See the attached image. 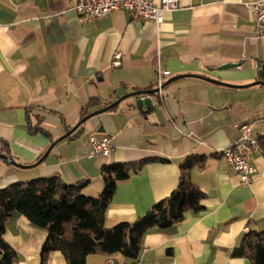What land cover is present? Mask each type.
I'll return each instance as SVG.
<instances>
[{
    "label": "crops",
    "instance_id": "0c3cea01",
    "mask_svg": "<svg viewBox=\"0 0 264 264\" xmlns=\"http://www.w3.org/2000/svg\"><path fill=\"white\" fill-rule=\"evenodd\" d=\"M255 1L180 0L157 24L122 10L80 22L69 0H0V152L6 142L8 155L28 166L0 158V189L59 175L68 184L85 181L82 193L97 197L105 165L165 159L118 181L104 222L112 228L168 198L178 186L181 161L202 154L205 167L191 170L205 193L202 210L149 229L139 262L253 264L232 251L250 229L264 230V153L251 154L256 173L241 185L219 152L240 138L241 123L252 124L254 137L264 136V84H254L264 81V38L256 36L250 8ZM116 50L121 64L112 67ZM158 67L170 76L150 111H141L131 96L59 139L84 108L90 114L135 90L156 88ZM175 76L183 77L170 81ZM28 108L33 124L40 119L49 135L30 132ZM92 134L112 136L109 156H90ZM47 235L20 213L6 221L4 239L18 264H67L61 251L42 256ZM110 258L129 261L94 253L86 264H110Z\"/></svg>",
    "mask_w": 264,
    "mask_h": 264
},
{
    "label": "trees",
    "instance_id": "16d2710c",
    "mask_svg": "<svg viewBox=\"0 0 264 264\" xmlns=\"http://www.w3.org/2000/svg\"><path fill=\"white\" fill-rule=\"evenodd\" d=\"M87 109L82 110L81 119L88 114ZM39 122L40 119L33 124L28 108L30 132L49 135ZM3 144L6 150L0 153L8 155V144ZM259 145L264 153V136L259 138ZM206 159L202 154L187 155L180 163L178 186L168 198L156 203L135 221H123L112 228H107L104 222L118 181L127 179L146 163L165 159L146 158L105 165L102 169L105 186L97 197L82 193L85 181L68 184L59 175L16 182L0 189V264H18L16 250L4 239L6 221L13 213L26 216L33 225L47 231L42 249L44 258L61 251L67 264H86L88 255L94 253L121 254L129 261L138 259L142 238L149 229L169 227L181 221L187 211L202 210L205 193L192 181L191 170L204 168ZM232 255L247 258L253 264H264V230L250 229L244 233Z\"/></svg>",
    "mask_w": 264,
    "mask_h": 264
},
{
    "label": "built area",
    "instance_id": "2783aa9c",
    "mask_svg": "<svg viewBox=\"0 0 264 264\" xmlns=\"http://www.w3.org/2000/svg\"><path fill=\"white\" fill-rule=\"evenodd\" d=\"M72 8L76 10L80 22L99 19L113 11H124L134 20H147L157 24L161 23L167 12L180 7V0H69ZM250 8L256 17V36L264 38V0H258L250 4ZM122 53L116 50L111 62L112 67L121 64ZM170 76V72L158 67L156 88L158 95H162L163 88ZM241 136L221 153L228 161L231 170L240 177L241 185H249L256 173V168L250 162L253 152L260 150L259 139L251 134L252 124L241 123L239 125ZM112 136H98L92 134L89 137L90 156H109L112 151ZM110 264H119L112 258ZM122 264H140L139 259L127 261Z\"/></svg>",
    "mask_w": 264,
    "mask_h": 264
},
{
    "label": "water",
    "instance_id": "95a60500",
    "mask_svg": "<svg viewBox=\"0 0 264 264\" xmlns=\"http://www.w3.org/2000/svg\"><path fill=\"white\" fill-rule=\"evenodd\" d=\"M231 66L232 65H230V64H225L223 66V68H228V67H231ZM182 77L183 76H175L170 81H173V80H176V79H179V78H182ZM204 79H206V80H208L210 82H213V83H217V84H225L224 82H222L220 80H217V79H213V78L204 77ZM257 83L258 84H264V81L260 80V81L255 82L254 84H257ZM131 96H137L136 104H137L138 108L141 111L148 112L152 108L154 97L159 96L158 95V88H153V89H148V90H135V91H133L131 93H128V94L122 96L121 98H119L118 100L112 102L111 104H109L105 108H102L100 110H97L96 112H93V113H90V114L84 116L69 132H67L64 136L60 137L59 139L60 140L61 139H64L65 137H67L68 135H70L81 124H83L84 122H86L89 118L93 117L94 115H96L98 113H101V112H103L105 110L114 108L115 106L119 105V103L123 99L128 98V97H131ZM51 147H52V145L48 148L47 153L51 149ZM0 158L1 159H4V160H7L9 163H11L13 165L28 167V166H24V165L19 164L18 162H16V160H14L13 158H11L10 156L5 155V154H2V153H0Z\"/></svg>",
    "mask_w": 264,
    "mask_h": 264
}]
</instances>
